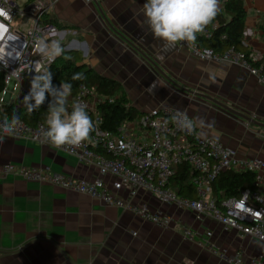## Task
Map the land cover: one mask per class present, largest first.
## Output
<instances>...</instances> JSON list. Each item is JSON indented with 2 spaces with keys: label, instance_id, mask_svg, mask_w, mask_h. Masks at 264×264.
<instances>
[{
  "label": "crops",
  "instance_id": "0c3cea01",
  "mask_svg": "<svg viewBox=\"0 0 264 264\" xmlns=\"http://www.w3.org/2000/svg\"><path fill=\"white\" fill-rule=\"evenodd\" d=\"M97 1L107 20L93 0H43L46 14L59 23L52 38L61 49L75 52L80 63L121 82L129 105L139 112L169 102L193 117L201 135L221 138L241 158H264V126L204 96L264 123V86L246 68L199 59L177 43L166 46L147 25L142 11L145 0ZM222 3L219 0L220 10ZM244 4L248 14L243 42L253 60L264 67V0H244ZM73 101L70 95L68 110ZM17 105L23 106L21 96ZM43 106L48 107V101ZM2 137L0 170L12 163L48 167L76 178L99 176L95 165L81 163L62 150L29 139ZM147 198L152 205L160 204L155 196ZM160 206L176 218L170 228L86 193L19 175L0 177V264H228L185 239L180 220L202 232L213 229L214 240L230 253L243 246L249 255H261L264 260V243L235 230L224 231L211 217L199 222L192 212Z\"/></svg>",
  "mask_w": 264,
  "mask_h": 264
},
{
  "label": "built area",
  "instance_id": "2783aa9c",
  "mask_svg": "<svg viewBox=\"0 0 264 264\" xmlns=\"http://www.w3.org/2000/svg\"><path fill=\"white\" fill-rule=\"evenodd\" d=\"M0 8L7 13V17L0 15V74H3L5 82L0 105L17 103L19 96L24 105L23 98L32 80L30 75L45 72L56 60L57 54L52 49L50 38L59 29L56 24L45 21L47 8L43 0H28L24 7L19 5V0H0ZM19 16L23 20L16 23ZM215 28L216 24L207 25L194 42L177 44L188 48L202 60L239 64L264 86L263 66H258L250 53L235 46L214 51L199 43V38H210ZM105 100L106 97L99 96L86 84L80 85L73 103L86 105L93 130L89 139L79 147L55 148L41 143V130L47 127L43 121L30 124L20 119L14 135L0 132L2 136L33 140L74 155L81 163L95 165L99 176L94 179L76 178L48 167L9 163L0 170V177L19 175L26 180L86 193L159 227L170 228L176 218L160 206L166 204L177 211L192 212L199 222L211 217L224 231L235 230L241 236L264 243V158H241L236 149L221 138L201 135L193 117L169 102H162L139 117L126 121L117 133L104 130L98 104ZM182 115L195 122L191 131L181 128ZM4 118L0 117V123ZM184 163L197 172L193 178L196 197L180 195L171 185L172 178ZM227 170L252 171L254 184L244 189L239 197H229L218 203L213 194V183ZM107 176L111 179L108 180ZM148 195L155 196L160 204L152 205ZM180 222L185 239L208 249L220 260L228 264H264L261 255H249L243 246L230 253L214 240L213 229L202 232L183 220Z\"/></svg>",
  "mask_w": 264,
  "mask_h": 264
},
{
  "label": "trees",
  "instance_id": "16d2710c",
  "mask_svg": "<svg viewBox=\"0 0 264 264\" xmlns=\"http://www.w3.org/2000/svg\"><path fill=\"white\" fill-rule=\"evenodd\" d=\"M222 4V9L211 23L208 24L210 26L216 24L212 36L210 38H199V43L202 46L212 48L214 51H223L231 46H235L237 49L249 54L243 42L245 20L248 14L244 0H223ZM44 18L45 21L52 22L57 26L59 24L55 19L49 18L47 14H44ZM223 35H226V37L223 38ZM79 60L75 52L62 49L61 53L56 56L55 62L45 72L52 73V83L56 86L62 83L71 84V96L74 99L81 84H86L99 96L106 97L105 101L98 104V111L103 118L101 127L104 130L117 133L123 123L135 119L142 114L136 108L129 105L127 92L121 82L106 77L86 63H80ZM256 64L261 66L258 62ZM77 73L81 74L82 78L74 80L73 76ZM4 87V76L0 74V94ZM110 99H113V101ZM13 112L18 114L20 119L30 124H35L38 121L46 122L48 107L42 105L29 113L24 105L20 106L17 103L0 105V117L7 116L10 119ZM196 174L197 172L189 164L184 163L172 178L171 185L180 195L196 197L193 183V178ZM254 180L255 174L252 171H224L214 180L213 194L218 203L229 197H239L244 189L253 187Z\"/></svg>",
  "mask_w": 264,
  "mask_h": 264
},
{
  "label": "clouds",
  "instance_id": "9594fccd",
  "mask_svg": "<svg viewBox=\"0 0 264 264\" xmlns=\"http://www.w3.org/2000/svg\"><path fill=\"white\" fill-rule=\"evenodd\" d=\"M219 10V0H145L142 9L152 34L164 41L166 46L181 41L194 42L197 34L204 31ZM0 15L7 17L2 8ZM53 47L57 54L62 51L58 42L54 41ZM81 78L82 75L79 73L73 76L74 80ZM71 93V84L54 85L50 72L32 78L29 91L23 98L27 111L31 113L48 101L45 122L47 127L41 130V143L50 144L55 148L79 147L82 142L89 139L93 130L92 120L86 111V105L82 103H72L69 112L67 104ZM19 124L20 117L13 112L10 119L5 116L0 123V132L4 135H14ZM194 125V121L182 115L180 120L182 129L191 131ZM2 139L0 136V140Z\"/></svg>",
  "mask_w": 264,
  "mask_h": 264
},
{
  "label": "water",
  "instance_id": "95a60500",
  "mask_svg": "<svg viewBox=\"0 0 264 264\" xmlns=\"http://www.w3.org/2000/svg\"><path fill=\"white\" fill-rule=\"evenodd\" d=\"M94 3L96 4V6L98 7V9L101 11V14L103 17H106L102 7L100 6V3L97 1V0H93ZM106 20H107V17H106ZM152 61V64L154 63L155 67L158 69V71L164 75V76H167L166 72L153 60V59H149ZM206 96L207 98H209L210 100L214 101L216 104H219L221 105L222 107H224L225 109H227L228 111L242 117L244 120L248 121V122H251V123H254V124H258V125H261V126H264V123H261L260 121L256 120L254 117L244 113L243 111H240L234 107H231L229 105H227L226 103L218 100V99H215L213 97H210V96H207V95H204ZM1 252H7V251H1ZM10 252V251H9Z\"/></svg>",
  "mask_w": 264,
  "mask_h": 264
},
{
  "label": "rangeland",
  "instance_id": "374dc122",
  "mask_svg": "<svg viewBox=\"0 0 264 264\" xmlns=\"http://www.w3.org/2000/svg\"><path fill=\"white\" fill-rule=\"evenodd\" d=\"M27 0H19V5L21 6V7H24L28 2H26ZM18 20H20V21H22L23 20V17H17V19H16V23H17V21ZM55 42H58L59 43V41L57 40V39H55L54 40ZM53 38H50V43H51V45H52V47H53ZM54 48V47H53Z\"/></svg>",
  "mask_w": 264,
  "mask_h": 264
}]
</instances>
